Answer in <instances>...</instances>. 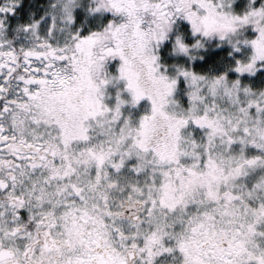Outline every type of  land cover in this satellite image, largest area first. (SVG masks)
<instances>
[{
  "label": "snow or ice",
  "instance_id": "1",
  "mask_svg": "<svg viewBox=\"0 0 264 264\" xmlns=\"http://www.w3.org/2000/svg\"><path fill=\"white\" fill-rule=\"evenodd\" d=\"M0 264H264V0H0Z\"/></svg>",
  "mask_w": 264,
  "mask_h": 264
}]
</instances>
